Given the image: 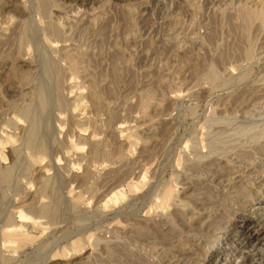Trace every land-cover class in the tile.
Returning <instances> with one entry per match:
<instances>
[{
	"label": "rangeland",
	"instance_id": "rangeland-1",
	"mask_svg": "<svg viewBox=\"0 0 264 264\" xmlns=\"http://www.w3.org/2000/svg\"><path fill=\"white\" fill-rule=\"evenodd\" d=\"M40 1L0 0V24H7L4 36L0 33V172L10 166L13 171L10 183L0 173V264H165V248L179 237L162 220L177 223L176 201L190 192L198 207L222 210L225 215L216 211V221L242 215L264 219V196L261 203L232 213L212 182L211 172L220 168L213 165L209 171L210 161L200 166L195 159L197 150L207 149L209 134L226 152L240 157L246 151L264 168V97L259 95L264 22L249 25L240 11L247 4L264 13V0ZM42 4L48 5L46 11ZM53 24L62 29L60 35ZM249 50L252 58L246 56ZM70 58L77 68L70 67ZM92 91L99 95L94 98ZM149 96L162 106L150 107V118L141 120L140 102ZM24 106H32L31 112L25 113ZM35 119L40 140L35 139L46 150L26 143ZM247 133L254 134L251 141ZM42 167L50 176L44 188ZM39 205L50 212L38 210ZM10 213L13 223L5 218ZM181 224L177 234L187 227ZM225 225L215 234L210 230L216 256L210 264L241 263L254 250L253 241L245 244L234 224ZM258 247L253 264H264V245ZM230 248L240 250L226 254ZM241 251L244 258L238 257Z\"/></svg>",
	"mask_w": 264,
	"mask_h": 264
},
{
	"label": "bare ground",
	"instance_id": "bare-ground-1",
	"mask_svg": "<svg viewBox=\"0 0 264 264\" xmlns=\"http://www.w3.org/2000/svg\"><path fill=\"white\" fill-rule=\"evenodd\" d=\"M19 1V0H18ZM49 0H41L40 2H43V4H47V2H48ZM63 1V0H62ZM71 2H75V4H76V2H82V3H84V2H86V1H88V0H70ZM69 1V2H70ZM244 1V0H243ZM66 2V1H65ZM67 3V2H66ZM65 3V4H66ZM263 3H264V1H263ZM43 4H42V8H43ZM49 4V3H48ZM81 4V3H80ZM262 4V3H261ZM15 5V4H14ZM20 5V4H19ZM62 5V4H61ZM69 5V4H68ZM83 5V4H82ZM238 5V4H237ZM240 5H242V4H240ZM22 6H23V4H22ZM48 5H45L44 7L46 8ZM230 6V5H229ZM239 6V5H238ZM237 6V7H238ZM264 6V5H263ZM18 7V6H17ZM35 7V6H34ZM49 7H51V6H49ZM45 8H43L44 10H45ZM24 9V8H23ZM22 9V10H23ZM50 9V8H49ZM73 9V8H72ZM16 10V9H15ZM18 10V9H17ZM46 10H47V8H46ZM45 10V11H46ZM66 10V9H65ZM79 10V9H78ZM237 10V9H236ZM24 11V10H23ZM44 11V12H45ZM240 11H241V17L242 18H244L243 20H245L244 22H246L247 24H249L250 25V22H253L254 20H260L259 22H264V13H262L261 11H259V10H256L255 8L253 9H251V7L250 6H248L247 4H243L241 7H240ZM68 12V11H67ZM47 13H49V12H47ZM43 14H45V13H43ZM77 14V13H76ZM216 15V14H215ZM12 17V16H11ZM20 17V16H19ZM45 17V16H44ZM78 17V16H77ZM9 18V17H8ZM58 18V17H57ZM47 19V18H46ZM13 20H14V18H13ZM27 20V19H26ZM51 20H52V18H51ZM70 20V19H69ZM56 21H58V20H56ZM68 21V20H67ZM7 23V22H6ZM61 23V22H60ZM59 23V25H62V24H60ZM10 24V23H9ZM26 24V23H25ZM54 24H57V23H54ZM54 24L52 25L53 27V32H55V33H57L56 35H58V33H59V35L62 33V29H59V26L58 25H56V26H54ZM252 24V23H251ZM254 24V23H253ZM31 25V24H30ZM6 26H7V24H6ZM5 25H3V24H0V33H2V35L5 33V31H6V27ZM20 26V25H19ZM64 26L65 25H63L62 27H63V29H64ZM25 27V26H24ZM67 27V26H66ZM27 27H25V29H26ZM61 28V27H60ZM10 30V29H9ZM50 31H52V30H50ZM67 31V30H66ZM54 33V34H55ZM70 33V32H69ZM36 34V33H35ZM50 34V33H49ZM1 35V36H2ZM6 35V34H5ZM25 35V34H24ZM33 35V34H32ZM52 35V34H51ZM64 35H66V34H64ZM4 36V35H3ZM9 36V35H8ZM53 36V35H52ZM55 36V35H54ZM62 36V35H61ZM67 36V35H66ZM51 37V36H50ZM11 38V37H10ZM9 38V39H10ZM17 38V37H16ZM58 38H59V36H58ZM63 38H64V36H63ZM6 39V38H5ZM183 39V38H182ZM14 40V39H13ZM24 40V39H23ZM51 40V39H50ZM5 41V40H4ZM23 43V42H22ZM245 43V42H244ZM8 44V43H7ZM71 46V45H70ZM23 47V46H22ZM72 47V46H71ZM204 47V46H203ZM45 48V47H44ZM69 48V47H68ZM248 48H250V47H248ZM24 49V48H23ZM46 49V48H45ZM66 49V48H65ZM10 50V49H9ZM245 50V49H244ZM67 51V50H66ZM69 52V51H68ZM71 52V51H70ZM3 53V52H2ZM66 53V52H65ZM177 53V52H176ZM203 53V52H202ZM246 53V56H248L247 58H249V57H251L252 55V53L250 54V50L249 51H246L245 52ZM68 54V53H67ZM67 54H66V56H67ZM199 54V53H198ZM204 54V53H203ZM69 55V54H68ZM77 55V54H76ZM46 56H48V55H46ZM53 56V55H52ZM72 56V55H71ZM178 56V55H177ZM198 56V55H197ZM197 56H196V58H197ZM245 56V55H244ZM72 58V57H71ZM71 58H70V61L69 62H71ZM188 58V57H187ZM252 58V57H251ZM68 59H69V57H68ZM184 59V58H183ZM3 60V59H2ZM45 60V59H44ZM60 60V59H59ZM251 60V59H250ZM32 61V60H31ZM39 61V60H38ZM52 61V60H51ZM185 61V60H184ZM42 62V61H41ZM72 62H73V60H72ZM71 62V66L70 67H72L73 68V66H74V64H75V62L74 63H72ZM46 63V62H45ZM189 63V62H188ZM50 64V63H49ZM60 64V63H59ZM58 65V64H57ZM56 65V66H57ZM77 65V64H76ZM75 65V66H76ZM79 65V64H78ZM48 66V65H47ZM74 66V67H75ZM11 67V66H10ZM207 67V66H206ZM212 67V66H211ZM51 68V67H50ZM75 68H77V67H75ZM213 68H214V66H213ZM47 69V68H46ZM59 69V68H58ZM65 69V68H64ZM68 69V68H67ZM30 70V69H29ZM74 70V69H73ZM211 70H212V72L210 73V78H213L214 77V75H215V70H213L212 68H211ZM211 70H209V71H211ZM75 71V70H74ZM83 71V70H82ZM89 71V70H88ZM214 71V72H213ZM32 72V71H31ZM54 72V71H53ZM64 72V71H63ZM62 72V73H63ZM69 72V71H68ZM71 72H72V70H71ZM26 73V72H25ZM60 73V72H59ZM92 73V72H91ZM217 73V72H216ZM78 74V73H77ZM33 75V74H32ZM48 75V74H47ZM64 75V74H63ZM34 76V75H33ZM90 76H92V75H90ZM212 76V77H211ZM36 77V76H35ZM86 77V76H85ZM87 77H88V75H87ZM95 77V76H94ZM218 77V76H217ZM23 78V77H22ZM81 78V77H80ZM89 78V77H88ZM209 78V79H210ZM21 79V78H20ZM33 79V78H32ZM217 79V78H216ZM215 79V80H216ZM23 80H26L25 79V77H24V79ZM87 80V79H86ZM85 80V81H86ZM211 80V79H210ZM213 80V79H212ZM21 81V80H20ZM31 81V80H30ZM62 81V80H61ZM10 82V81H9ZM18 82V81H17ZM26 82V81H25ZM95 82V81H94ZM97 82V81H96ZM27 83V82H26ZM62 83V82H61ZM30 84V83H29ZM78 84V83H77ZM81 84V83H80ZM79 84V85H80ZM25 85V84H24ZM48 85V84H47ZM85 85V84H84ZM97 85V84H96ZM58 86V85H57ZM225 86V85H224ZM69 87V86H68ZM90 87V86H89ZM26 88V87H25ZM46 88V87H45ZM51 88V87H50ZM54 88V87H53ZM57 88V87H56ZM62 88V87H61ZM86 88V87H85ZM47 89V88H46ZM69 89V88H68ZM63 90V89H62ZM243 90V89H242ZM261 90V89H260ZM27 91V90H26ZM58 92V91H57ZM95 91H92V93L94 94V98H95V96L98 94L99 95V93H94ZM149 92L150 91H146V93H145V91H144V94H148V95H150L149 94ZM27 93V92H26ZM42 93V92H41ZM61 93V92H60ZM151 93V92H150ZM33 94V93H32ZM50 94V93H49ZM58 94V93H57ZM93 94H91V95H93ZM96 94V95H95ZM141 94V93H140ZM153 94V93H152ZM151 94V95H152ZM230 94V93H229ZM254 94V93H253ZM256 94V93H255ZM254 94V95H255ZM142 95V94H141ZM140 95V96H141ZM259 95H260V97H264V89H262L261 90V92H259ZM20 96V95H19ZM37 96V95H36ZM39 96V95H38ZM42 96H43V94H42ZM51 96H53V95H51ZM77 96V95H76ZM84 96V95H83ZM90 96V95H89ZM253 96V95H252ZM30 97V96H29ZM31 97H32V95H31ZM59 97V96H58ZM61 97V96H60ZM85 97V96H84ZM83 97V98H84ZM99 97V96H98ZM142 97V96H141ZM241 97V96H240ZM22 98V97H21ZM40 98V97H39ZM64 98V97H63ZM143 98V97H142ZM153 98V96L152 97H147L146 98V100H144V101H142V102H140V106H139V108H140V111H141V120L143 119V120H147V118H148V116H149V110H150V107H152V106H154V107H156V109L155 110H157V109H159V108H161V106H162V102L161 101H159V102H156L155 100H153L152 99ZM171 98V97H170ZM224 98H226V97H224ZM230 98V97H229ZM244 98V97H243ZM257 98H259V97H257ZM256 98V99H257ZM30 99V98H29ZM57 99H59V102L58 103H60V105L61 106H63V104L64 103H62V102H64V101H62V97H61V99L60 98H57ZM250 99V98H249ZM42 100H45V98H43ZM54 100V99H53ZM64 100V99H63ZM93 100H95V99H93ZM102 100V99H101ZM163 100V99H162ZM260 100H261V98H260ZM22 101V100H21ZM31 101V100H30ZM97 102L99 101V100H96ZM155 101V102H154ZM224 101V100H223ZM235 101V100H234ZM243 101H244V99H243ZM249 101V100H248ZM247 101V102H248ZM43 102V101H42ZM41 102V103H42ZM100 102V101H99ZM231 102V101H230ZM233 102V101H232ZM46 102L44 101V104H45ZM92 103V102H91ZM94 103H96V102H94ZM236 103V102H235ZM237 104H238V102H237ZM243 104H244V102H243ZM242 104V105H243ZM254 104H256V103H254ZM19 105V104H18ZM26 105V104H25ZM28 105L30 106V105H32L31 103L29 104L28 103ZM43 105V104H42ZM59 105V104H58ZM65 105V104H64ZM108 105V104H107ZM219 105V104H218ZM40 106H41V104H40ZM44 106V105H43ZM43 106H41L40 108H42ZM46 106V105H45ZM45 106H44V109H45ZM57 106V105H56ZM92 106V105H91ZM101 106V105H100ZM164 106V105H163ZM227 106V105H226ZM234 106V105H233ZM251 106V105H250ZM25 107V106H24ZM32 107V106H31ZM30 107V108H31ZM60 107V106H59ZM65 107V106H64ZM63 107V108H64ZM93 107H94V105H93ZM92 107V108H93ZM113 107V106H112ZM220 107V106H219ZM230 107V106H229ZM237 108H238V106H236ZM246 107V106H245ZM252 107V106H251ZM21 108V107H20ZM25 108H27L26 110L27 111H25V113L26 112H28L29 111V113L31 112L30 110H32V108L30 109L28 106L27 107H25ZM25 108H23V109H25ZM54 108V107H53ZM63 108H62V110H63ZM91 108V107H90ZM91 108V109H92ZM153 108V107H152ZM239 108H240V105H239ZM59 109V108H58ZM217 109V108H216ZM257 109V108H256ZM40 110H42V109H40ZM55 110V109H54ZM226 110V109H225ZM35 111V110H34ZM64 111V110H63ZM127 111H129V110H127ZM256 111V110H255ZM22 112V111H21ZM36 112V111H35ZM43 112H44V110H43ZM91 112H93L92 110H91ZM236 112V111H235ZM235 112H233L232 111V113H235ZM243 112V111H242ZM256 112H258V111H256ZM24 113V114H25ZM108 113V112H107ZM161 113V112H160ZM214 113V112H213ZM219 113H220V111H219ZM246 113V112H245ZM64 114V113H63ZM155 114V113H154ZM157 114V113H156ZM227 114V113H226ZM240 114V113H239ZM251 114V113H250ZM26 115V114H25ZM25 115H24V117H25ZM47 115V114H46ZM109 115V114H108ZM123 115V114H122ZM28 116V115H27ZM32 116V115H31ZM35 116V115H34ZM64 116V115H63ZM80 116V115H79ZM214 116V115H213ZM218 116V115H217ZM15 117V116H14ZM47 117V116H46ZM170 117V116H169ZM238 117V116H237ZM253 117H254V115H253ZM258 117V116H257ZM256 117V118H257ZM26 118V117H25ZM32 118V117H31ZM30 118V119H31ZM39 118V117H38ZM37 118V119H38ZM71 118V117H70ZM92 118V117H91ZM149 118H150V116H149ZM206 118V117H205ZM233 118V117H232ZM244 118V117H243ZM15 119H17L16 117H15ZM27 119H28V117H27ZM26 119V120H27ZM37 119H35L34 121H33V128H32V130L31 129H29V131H30V133H31V135H29L30 133H28V136H27V138H29V136H30V138L26 141V143L27 142H29L28 143V146H29V144L35 149V148H41V147H46L44 144V146H41L40 144H38L39 143V141L37 142L36 141V139H35V137H36V134H37V132H38V129H39V125H40V123H39V120H37ZM152 119H153V117H152ZM165 119V118H164ZM250 119V118H249ZM25 120V121H26ZM41 120V119H40ZM149 120V119H148ZM30 121H32V120H30ZM42 121V120H41ZM94 121V120H93ZM220 121V120H219ZM221 121H223L222 119H221ZM220 121V122H221ZM263 121V120H262ZM16 122V121H15ZM62 122V121H61ZM75 122V121H74ZM77 122V121H76ZM85 122V121H84ZM13 123V122H12ZM99 123H100V121H99ZM219 123V122H218ZM46 124V123H45ZM62 124V123H61ZM142 124V123H141ZM145 124H146V122H145ZM210 124V123H209ZM214 124H215V122H214ZM51 125V124H50ZM208 125V124H207ZM222 125V124H221ZM255 125H256V123H255ZM263 126H264V123L262 124ZM31 126V124H30V128L32 127ZM42 126H43V124H42ZM52 126V125H51ZM70 126V125H69ZM116 126V125H115ZM142 126V125H141ZM246 126V125H245ZM259 126L260 125H258V127H257V130H258V128H259ZM28 127V126H27ZM53 127V126H52ZM93 127V126H92ZM109 127V126H108ZM119 127V126H118ZM153 125L151 126L150 125V127H148V128H152L153 129ZM242 127V126H241ZM47 128V127H46ZM50 128V127H49ZM120 128V131H123L125 128H124V126H123V128L122 127H119ZM142 128V127H141ZM252 128V127H251ZM70 129V128H69ZM92 129V128H91ZM112 129V128H111ZM145 129V128H144ZM216 129V128H215ZM214 129V130H215ZM219 129V128H218ZM226 129V128H225ZM245 129V128H244ZM250 129V128H249ZM253 129V128H252ZM251 129V130H252ZM10 130V129H9ZM14 130V129H13ZM76 130V129H75ZM246 130V129H245ZM12 131V130H11ZM28 131V132H29ZM207 131V130H206ZM248 131V130H247ZM4 132H5V130H4ZM23 132V131H22ZM24 132H25V130H24ZM43 132V131H42ZM53 132V131H52ZM73 132V131H72ZM117 132V131H116ZM143 132H145V131H143ZM149 132V131H148ZM209 132V131H208ZM216 132V131H215ZM232 132V131H231ZM250 133H253V132H251V131H249ZM258 132H259V130H258ZM257 132V134H259ZM261 132H262V130H261ZM27 133V132H26ZM39 133V132H38ZM111 133V132H110ZM150 133V132H149ZM234 133V132H233ZM242 133V132H241ZM250 133H247V134H250ZM8 134V133H7ZM6 133L5 134H3V135H7ZM45 134V133H44ZM66 134V133H65ZM113 134V133H112ZM243 134H245V131H244V133ZM260 134H262V133H260ZM259 134V135H260ZM9 135V134H8ZM11 135V134H10ZM79 135V134H78ZM115 135V134H114ZM113 135V136H114ZM240 135V134H239ZM16 136V135H15ZM38 136V135H37ZM40 136V135H39ZM38 136V137H39ZM93 136V135H92ZM237 136V135H236ZM244 136V135H243ZM242 136V137H243ZM251 136H253L254 137V134H250L249 136H248V138L250 139V137ZM258 136V135H257ZM264 135H262V138H264L263 137ZM38 137H36L37 139H39L40 140V137L38 138ZM66 137V136H65ZM215 136H211V135H209L208 134V140L206 141L207 143H205L206 144V147H207V149L205 150V152L202 150V151H200V150H197V158H195L196 160L198 159L199 161H200V166H201V163H205V161H210V163H206L209 167H211V165L213 166V165H217L220 169L217 171H213V172H211V178H212V182L214 183V185H215V187H217V189L219 190H221L222 191V193H223V197H224V199L226 200V202H228V204H229V208L231 209V211H233L232 213H234V214H236V213H238V212H242V211H244L245 209H246V207L247 206H254L255 204H259V203H261L262 202V197L264 196V175L262 174V170H263V173H264V168L261 170L260 169V167H261V165H263V164H261L260 163V160H256V159H254V160H252V159H249L248 157H250V158H252V156H248L245 152L242 154V155H240V154H238V156L240 155V157H237L236 155H234V154H236L234 151V154H230V152L229 151H232V150H229V151H227L226 152V149L224 150V148L222 147V146H220V145H218V144H220V142H219V140L218 141H216V138H214ZM221 137H223V136H221ZM220 137V138H221ZM225 137V136H224ZM245 137V136H244ZM247 137V136H246ZM259 137V136H258ZM14 138V137H13ZM20 138V137H19ZM26 138V139H27ZM56 138V137H55ZM167 138V137H166ZM230 138V137H229ZM260 138H261V136H260ZM261 138V139H262ZM51 139V138H50ZM65 139V138H64ZM222 139V138H221ZM220 139V140H221ZM235 139H236V137H235ZM248 139V140H249ZM254 139H257V138H254ZM0 140H1V138H0ZM46 140V139H45ZM55 140V139H54ZM223 140H225V139H223ZM227 140V139H226ZM233 140V139H232ZM232 140H229V141H232ZM41 141H42V139H41ZM82 141V140H81ZM87 141V140H86ZM193 141V140H192ZM250 141H251V139H250ZM250 141H248V142H250ZM9 142V141H8ZM96 142H98V141H96ZM95 142V143H96ZM196 142V141H195ZM194 142V143H195ZM219 142V143H218ZM222 143H224L223 141H221ZM227 142V141H226ZM253 142V141H252ZM255 142V141H254ZM256 142H261V144L263 145V143H262V141L260 140L259 141V139H257V141ZM42 143H44V142H42ZM63 143V142H62ZM93 143V142H92ZM99 143H102V142H99ZM98 143V144H99ZM229 143V142H228ZM235 143V142H234ZM55 144V143H54ZM86 144V143H85ZM197 144V143H196ZM204 144V143H203ZM231 144V143H230ZM238 144V143H237ZM241 144H242V142H241ZM258 145H260L259 143H257ZM40 145V146H39ZM97 145V144H96ZM107 145V144H106ZM200 145V144H199ZM223 145V144H222ZM239 145V144H238ZM257 145V146H258ZM63 146V145H62ZM84 146V145H83ZM197 146V145H196ZM30 147V146H29ZM48 147V146H47ZM199 147V146H198ZM205 147V148H206ZM220 147H222L223 149H221L220 150ZM262 147H264V145L262 146ZM44 148H42V150L43 151H45L46 150V148H45V150H44ZM80 148V147H79ZM194 148V147H193ZM200 148V147H199ZM226 148V147H225ZM228 148V147H227ZM230 148H231V146H230ZM229 148V149H230ZM237 148V147H236ZM254 148H256V146H254ZM20 149V148H19ZM92 149V148H91ZM234 149V148H233ZM259 149H261L260 147H259ZM258 149V147H257V149L256 150H259ZM93 150V149H92ZM104 150V149H103ZM196 150V149H195ZM224 150V151H223ZM109 151V150H108ZM236 151H238V150H236ZM244 151V150H243ZM260 151V150H259ZM262 151H264L263 149H262ZM262 151H261V153H262ZM25 152V151H24ZM13 153V152H12ZM45 153V152H44ZM47 153V152H46ZM92 153V152H91ZM238 153V152H237ZM249 153V152H248ZM252 153V152H251ZM251 153H249V155L251 154ZM25 154V153H24ZM23 154V155H24ZM94 154V153H93ZM103 154H105L106 155V153H104V151H103ZM11 155V154H10ZM247 155V156H246ZM20 156V155H19ZM196 156V155H195ZM255 156V155H254ZM21 157V156H20ZM55 157V156H54ZM255 157H257V156H255ZM127 158V157H126ZM258 158V157H257ZM19 159H21V158H19ZM24 159V158H23ZM81 159V158H80ZM91 159V158H90ZM89 159V160H90ZM262 159V158H261ZM51 160V159H50ZM13 161V160H12ZM20 161V160H19ZM24 161V160H23ZM61 160L60 159H58V160H56L55 162L56 163H59ZM195 161V160H194ZM259 161V162H258ZM27 162H29V161H27ZM80 162V161H79ZM262 162V161H261ZM12 163V162H11ZM24 163V162H23ZM50 163V162H49ZM48 163V164H49ZM97 163V162H96ZM10 164V163H9ZM14 164V162L12 163V165ZM21 164V163H20ZM30 164V163H29ZM32 164V163H31ZM30 164V165H31ZM54 164V163H53ZM196 164V163H195ZM1 165V164H0ZM8 165V164H7ZM15 165V164H14ZM24 165H25V163H24ZM17 165H15V167H16ZM26 166V165H25ZM24 166V167H25ZM46 166V165H45ZM57 166V165H56ZM199 166V165H198ZM217 166H213V167H211L210 168V170H209V168H208V170L209 171H211V170H213L214 168H216ZM1 167H2V165H1ZM0 167V168H1ZM14 166L12 167V168H15ZM31 167V166H30ZM205 167H207V166H205ZM264 167V166H263ZM5 168V167H4ZM3 168V169H4ZM10 168H11V166H10ZM9 167L8 168H6L5 170H3V172H0V173H4V177H3V180L4 181H6L7 179H9V181H10V176H12L11 175V173H13V171L11 172V169H10ZM28 168V167H27ZM27 168H25V169H27ZM49 168V167H48ZM190 168V167H189ZM213 168V169H212ZM205 169V168H204ZM207 169V168H206ZM28 170V169H27ZM35 170V169H34ZM40 170V173H41V179H42V181H43V188H44V185L46 184H48L47 183V178H48V180H49V177H47V169H45V167H42V168H40L39 169ZM1 171V170H0ZM14 171H16V170H14ZM37 171V170H36ZM193 171V170H192ZM208 171V172H209ZM26 172V171H25ZM31 172V171H30ZM55 172V171H54ZM27 173H28V171H27ZM15 174H16V172H15ZM36 174V173H35ZM50 174V173H49ZM84 174V173H83ZM193 174H195V173H193ZM2 175V174H1ZM0 175V176H1ZM86 175V174H85ZM106 175V174H105ZM3 176V175H2ZM30 176V175H29ZM89 176V175H88ZM91 176V175H90ZM107 176V175H106ZM57 177V176H56ZM83 177V176H82ZM17 178V177H16ZM84 178V177H83ZM6 179V180H5ZM18 179V178H17ZM61 179V178H60ZM12 180V179H11ZM56 180V179H55ZM185 180V179H184ZM202 180V179H201ZM8 180L6 181V182H9ZM40 181V180H39ZM5 182V183H6ZM65 182V181H64ZM178 182V181H177ZM203 182V181H202ZM10 183V182H9ZM20 183V182H19ZM52 183V182H51ZM14 184V183H13ZM17 184V183H16ZM20 184H22V183H20ZM50 184V183H49ZM62 184V183H61ZM187 184V183H186ZM189 184V183H188ZM4 185V184H3ZM7 185V184H6ZM19 185V184H18ZM40 185V184H39ZM45 185V187H47ZM60 185V184H59ZM65 185V184H64ZM213 185V184H212ZM213 185V186H214ZM16 186V185H15ZM41 186V185H40ZM52 186V185H51ZM63 186V185H62ZM10 188V187H9ZM11 189V188H10ZM41 189V188H40ZM53 189H54V186H53ZM64 189V188H63ZM189 189V188H188ZM43 190V189H42ZM44 191V190H43ZM45 191H46V189H45ZM214 191V190H213ZM64 193V192H63ZM6 194V193H5ZM197 194V193H196ZM7 195V194H6ZM5 195V196H6ZM58 195V194H57ZM59 195H60V193H59ZM187 195H188V197L186 198V197H184L183 199L181 198V199H179V200H177L176 201V204H175V209H177V207H178V211H177V214H175L174 213V218L176 217V221H177V223H172V222H170V220L169 219H164V220H162V222L164 223V224H166L167 225V228L169 229V231L173 234V233H175V235H178V236H176V237H179V239H177L176 241L175 240H173L174 242H176L175 244H174V242L173 241H171L170 240V237H169V241H171V242H173V244L172 245H168V247L167 248H165L166 250H164V252L166 251L167 253H169L170 255H173V256H171V257H168V256H170L169 254L167 255V260L166 261H164L165 262V264H188V262H190V261H192V260H196V259H203V260H207L206 261V263L205 264H210V263H212V261H213V259H215V255L214 254H211V251L212 250H210L211 249V245H210V243H209V241H210V233H211V231L210 230H213V234H215L214 233V231L216 232V230H217V232H218V229L219 230H221L223 227H222V225L225 223L226 225V227H229V225H231V224H234L235 225V228L237 229L236 231L237 232H240L241 233V236H242V239L244 240V242H245V244H247V243H251L252 241H253V244H251V246L252 247H254V250H252L253 252L250 254V255H245V258H244V253H245V251L243 252V251H241V254L238 256V257H241V258H244V260H243V262H241V263H234V264H253V260L255 259V256L258 254V252H259V247H258V244H262V245H264V219L263 218H261V217H259V216H250V217H247V216H245V215H242L241 217L239 216V218L238 219H233V221L232 222H223L222 221V218H223V216L225 215H223V213H222V210L221 209H219L218 208V206L217 207H215L214 209L213 208H211V209H213L214 210V212H212L211 211V213L208 211V210H210V208H208L207 210H206V208L204 207H198L197 206V204L199 203H196V201H194L193 199H195V198H192V197H190V196H192V194H191V192H190V194L189 193H187ZM260 197H258V196ZM8 197V196H7ZM202 197V196H201ZM205 197V196H204ZM215 197V196H214ZM258 197V198H257ZM6 198V197H5ZM65 198V197H64ZM197 199V201L200 199H198V198H196ZM209 199V198H208ZM5 200V199H4ZM205 201V200H204ZM6 202V201H5ZM36 202V201H35ZM192 202H194V203H192ZM201 202V201H200ZM203 202V201H202ZM204 203H207V202H204ZM7 204V203H6ZM200 204V203H199ZM214 204V203H213ZM30 205V204H29ZM55 205V204H54ZM205 205V204H204ZM210 205V204H209ZM208 205V206H209ZM221 205H222V203H221ZM224 205H225V202H224ZM227 205V204H226ZM40 206V205H39ZM75 206V205H74ZM202 206H203V204H202ZM207 206V207H208ZM215 206V205H214ZM214 206H212V207H214ZM220 206V205H219ZM223 206V205H222ZM1 207H3V206H1ZM32 207H34V206H32ZM38 207V206H37ZM42 207V208H41ZM180 207V208H179ZM183 207V208H182ZM221 207V206H220ZM15 208V207H14ZM35 208V207H34ZM34 208H33V210H34ZM39 208H41L42 210V212H50L49 210V207L48 206H40V207H38V210H39ZM9 209V208H8ZM225 209H226V207H225ZM229 209V210H230ZM51 210H52V208H51ZM223 210H224V208H223ZM3 211H4V209H3ZM36 211V210H35ZM176 211V210H175ZM216 211H220V213H222V218H221V216H220V219H218V221H216L217 219V216H216ZM227 211V210H226ZM8 212V211H7ZM31 212V211H30ZM56 212V211H55ZM229 212V211H228ZM3 213V212H2ZM5 213V212H4ZM32 213V212H31ZM41 213V212H40ZM226 213V212H225ZM230 213V212H229ZM16 214V213H15ZM33 214V213H32ZM42 214V213H41ZM54 214V213H53ZM240 214V213H239ZM13 215V213L11 214H9L8 215V217H5L4 215V217L5 218H9L10 217V219H7L8 221L9 220H11V222L13 221V217L11 218V216ZM57 215V214H56ZM219 215V214H218ZM241 215V214H240ZM2 216V217H3ZM170 216V215H169ZM173 216V215H172ZM216 216V217H215ZM167 217V216H166ZM230 217V216H229ZM163 218V217H162ZM170 219H171V217H169ZM173 218V220H175ZM216 219V220H215ZM224 220V219H223ZM228 220V219H227ZM140 221V220H139ZM175 221V222H176ZM180 221V222H179ZM154 222V221H153ZM8 223V222H7ZM10 223V222H9ZM13 223V222H12ZM11 223V224H12ZM181 223H184V224H181ZM160 224V223H159ZM180 224L181 225H184L185 226V224L187 225V227H186V229L185 230H183L180 234H177V230H181V226H180ZM8 225V224H7ZM145 225V224H144ZM9 226H11V225H8V227ZM146 226V225H145ZM159 226V225H158ZM224 226V227H225ZM150 227V226H149ZM161 227V226H160ZM164 227V226H163ZM7 228V227H6ZM152 227H150V229H151ZM30 230V229H29ZM163 230V229H162ZM133 231V230H132ZM160 231H161V229H160ZM222 231V230H221ZM163 232V231H162ZM162 232H161V234H162ZM166 232V231H165ZM170 232H167V233H170ZM145 233H147V232H145ZM164 233V232H163ZM170 233V234H171ZM166 234V233H165ZM164 234V235H165ZM171 234V235H172ZM212 234V233H211ZM212 234V235H213ZM218 234V233H217ZM225 234V232L222 234V236ZM169 235V234H168ZM170 235V236H171ZM174 235V234H173ZM174 235V236H175ZM163 236V235H162ZM167 236V235H166ZM166 236H163V237H166ZM173 236V237H174ZM216 236V235H215ZM218 236V235H217ZM222 236H218L217 238L218 239H221V237ZM168 237H166V238H168ZM216 238V239H217ZM164 239V238H163ZM174 239V238H173ZM176 239V238H175ZM119 240V239H118ZM213 239H211V241H212ZM257 242V243H256ZM154 243V242H153ZM169 243V242H168ZM121 244V243H120ZM155 244V243H154ZM161 245V244H160ZM162 245H163V243H162ZM166 245V244H165ZM216 244H213V246H215ZM163 248V249H164ZM156 250V249H155ZM236 250H240L239 248H230V249H228L227 251H226V254H229V255H234V252L236 251ZM163 252V253H164ZM165 252V253H166ZM225 251H223V253H224ZM162 255V254H161ZM2 256V255H1ZM163 256H165V254L163 255ZM8 257V256H7ZM221 257H222V255H221ZM225 257V256H224ZM4 258H6V257H4ZM163 258V257H162ZM165 258V257H164ZM207 258V259H206ZM220 258V257H219ZM3 259V258H2ZM223 259V258H222ZM224 259H228V258H224ZM135 261V260H134ZM162 261V260H161ZM8 262H9V260H8ZM196 262H199V261H196ZM138 263V262H137ZM158 263V262H157ZM161 263V262H160ZM191 263V262H190ZM222 263V262H221ZM5 264H6V262H5ZM198 264V263H197ZM223 264V263H222Z\"/></svg>",
	"mask_w": 264,
	"mask_h": 264
}]
</instances>
